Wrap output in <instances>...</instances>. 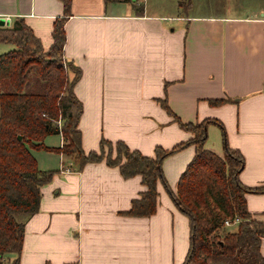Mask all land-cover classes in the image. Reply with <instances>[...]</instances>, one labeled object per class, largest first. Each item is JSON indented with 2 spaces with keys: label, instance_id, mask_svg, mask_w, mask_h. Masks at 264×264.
Here are the masks:
<instances>
[{
  "label": "crops",
  "instance_id": "1",
  "mask_svg": "<svg viewBox=\"0 0 264 264\" xmlns=\"http://www.w3.org/2000/svg\"><path fill=\"white\" fill-rule=\"evenodd\" d=\"M228 12L172 15L180 20L172 22L144 0H71L63 55L80 68L72 88L81 102L83 150L98 149L105 138L153 154L155 145L187 139L191 133L160 104L164 97L183 121L217 118L221 124H207L205 147L223 153V128L226 142L243 155L239 180L264 182V9ZM62 14L61 0H0L2 24L23 16L45 48ZM57 134L54 143L44 142L60 144ZM193 152L188 144L163 158L173 190ZM33 153L39 168L54 171L40 187L38 209L25 219L18 260L10 252L3 264L181 263L188 218L160 181L154 212L124 214L145 187L139 174L124 177L104 160L79 166L63 152ZM245 199L264 219V191L245 192Z\"/></svg>",
  "mask_w": 264,
  "mask_h": 264
},
{
  "label": "trees",
  "instance_id": "2",
  "mask_svg": "<svg viewBox=\"0 0 264 264\" xmlns=\"http://www.w3.org/2000/svg\"><path fill=\"white\" fill-rule=\"evenodd\" d=\"M61 2L63 14L53 20L52 41L46 48L23 16H14L9 25L0 24V42L10 44L0 51V264L10 252L18 260L25 219L38 209L40 187L54 171L38 167L33 150L40 148L72 155L79 166L104 160L117 166L124 177L139 174L145 187L124 214L154 212L160 181L189 222V244L180 264H264L260 250L264 219L247 208L245 199V192L264 191V182L246 185L239 180L243 155L226 142L223 128V153L205 147L207 124H221L217 118L183 121L163 97L160 104L172 120L191 133L187 139L169 148L155 145L153 154L121 139L105 138L100 139L98 149L83 150L77 126L81 102L72 88L80 68L63 55L64 21L71 0ZM222 100L210 99L212 103ZM58 117L60 127L54 121ZM51 133L62 135L61 145L44 142ZM188 144L194 145V152L173 190L162 160ZM225 219L232 222L225 224Z\"/></svg>",
  "mask_w": 264,
  "mask_h": 264
},
{
  "label": "rangeland",
  "instance_id": "3",
  "mask_svg": "<svg viewBox=\"0 0 264 264\" xmlns=\"http://www.w3.org/2000/svg\"><path fill=\"white\" fill-rule=\"evenodd\" d=\"M144 3L148 6L149 11L169 15L172 22L180 21L175 16L172 18V15H185L186 13H206L208 10L217 11L218 13H229L228 11L244 12L260 6L264 9V0H144ZM8 47H10V44L0 42V51ZM58 137V134L51 133L47 134L44 140L55 142ZM41 152H38V154H41ZM230 227L235 228V224H231Z\"/></svg>",
  "mask_w": 264,
  "mask_h": 264
},
{
  "label": "built area",
  "instance_id": "4",
  "mask_svg": "<svg viewBox=\"0 0 264 264\" xmlns=\"http://www.w3.org/2000/svg\"><path fill=\"white\" fill-rule=\"evenodd\" d=\"M259 18H261L262 20H264V12L260 15ZM54 121L57 123L58 127H60V125H61V118L58 117L57 119H54ZM62 141H63V137L61 135V143H60V145L62 144ZM231 222L232 221H230L229 219H225V221H224L225 224H230Z\"/></svg>",
  "mask_w": 264,
  "mask_h": 264
},
{
  "label": "water",
  "instance_id": "5",
  "mask_svg": "<svg viewBox=\"0 0 264 264\" xmlns=\"http://www.w3.org/2000/svg\"><path fill=\"white\" fill-rule=\"evenodd\" d=\"M2 23H3V19L0 18V24H2ZM18 137H20V135H18Z\"/></svg>",
  "mask_w": 264,
  "mask_h": 264
}]
</instances>
